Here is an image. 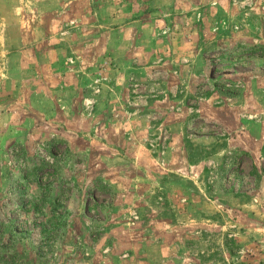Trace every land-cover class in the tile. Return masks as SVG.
Masks as SVG:
<instances>
[{"label": "rangeland", "instance_id": "rangeland-1", "mask_svg": "<svg viewBox=\"0 0 264 264\" xmlns=\"http://www.w3.org/2000/svg\"><path fill=\"white\" fill-rule=\"evenodd\" d=\"M0 264H264V0H0Z\"/></svg>", "mask_w": 264, "mask_h": 264}]
</instances>
